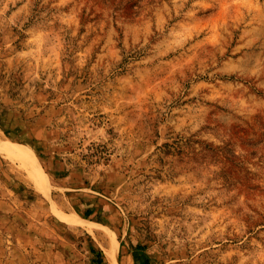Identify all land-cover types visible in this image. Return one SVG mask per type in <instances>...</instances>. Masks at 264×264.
Masks as SVG:
<instances>
[{"label": "rangeland", "instance_id": "rangeland-1", "mask_svg": "<svg viewBox=\"0 0 264 264\" xmlns=\"http://www.w3.org/2000/svg\"><path fill=\"white\" fill-rule=\"evenodd\" d=\"M0 130V264H264V0H0Z\"/></svg>", "mask_w": 264, "mask_h": 264}, {"label": "bare ground", "instance_id": "bare-ground-1", "mask_svg": "<svg viewBox=\"0 0 264 264\" xmlns=\"http://www.w3.org/2000/svg\"><path fill=\"white\" fill-rule=\"evenodd\" d=\"M13 148H16L14 144L9 139H6L0 130V152L5 154L8 157L16 159L20 162L21 166L27 169L28 177L35 182V184L40 189H44L43 181L41 174L43 169L41 167L39 159L34 155V160L26 155V153L20 151L19 153H14ZM18 148V147H17ZM12 160V159H11ZM15 161V160H13ZM36 186V187H37ZM59 215L64 219L71 223H75L85 227L92 233H103L105 236L109 235L108 229L100 222L93 221L87 218H84L77 214H69V213H59ZM108 245V255L114 262H117V251H118V242L115 240L114 236H109ZM129 263V262H128Z\"/></svg>", "mask_w": 264, "mask_h": 264}, {"label": "trees", "instance_id": "trees-1", "mask_svg": "<svg viewBox=\"0 0 264 264\" xmlns=\"http://www.w3.org/2000/svg\"><path fill=\"white\" fill-rule=\"evenodd\" d=\"M20 144V143H19ZM93 208L89 207L86 211H85V216L89 217L92 213H93ZM136 259H137V264H140L141 261H140V258L138 257V255L136 256ZM145 262L147 263L148 260H145Z\"/></svg>", "mask_w": 264, "mask_h": 264}, {"label": "crops", "instance_id": "crops-1", "mask_svg": "<svg viewBox=\"0 0 264 264\" xmlns=\"http://www.w3.org/2000/svg\"><path fill=\"white\" fill-rule=\"evenodd\" d=\"M93 213H94V211H93ZM93 213H92V214H93ZM92 214H91V215H92ZM91 215H90V216H91ZM84 216H85V215H84ZM90 216H89V217H90ZM85 217L87 218V216H85ZM92 220H93V219H92ZM94 221L100 222V220H94Z\"/></svg>", "mask_w": 264, "mask_h": 264}]
</instances>
